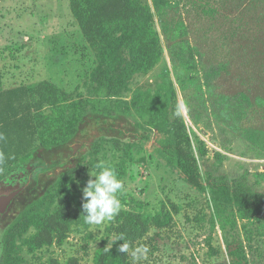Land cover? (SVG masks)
<instances>
[{"label":"rangeland","instance_id":"obj_1","mask_svg":"<svg viewBox=\"0 0 264 264\" xmlns=\"http://www.w3.org/2000/svg\"><path fill=\"white\" fill-rule=\"evenodd\" d=\"M144 1L155 12L164 53L124 93L132 101L141 90L142 107L115 118L90 112L69 143L38 145L0 177V197L16 193L0 213V264L11 225L33 205L54 211L66 196L82 203V189L100 162L125 182L118 194L121 209L157 214L163 202L180 206L171 225L150 230L147 258L134 264H264V216L242 220L232 205L217 207L210 188L191 186L154 143L166 133L150 125L149 109V97L157 96L168 75L204 178L246 180L264 193V0H160L159 8ZM96 64V50L73 17L70 0H0L4 88L50 80L75 97H90ZM74 167L71 190L53 197L59 175ZM110 224L89 225L79 217L62 244L35 252L26 245L36 232L30 226L17 238L20 264L51 258L64 264L72 257L95 264L96 251L113 238Z\"/></svg>","mask_w":264,"mask_h":264},{"label":"trees","instance_id":"obj_2","mask_svg":"<svg viewBox=\"0 0 264 264\" xmlns=\"http://www.w3.org/2000/svg\"><path fill=\"white\" fill-rule=\"evenodd\" d=\"M154 2L159 8L160 0ZM70 9L88 44L96 50L97 64L90 73L95 84L94 95L75 97L50 80L4 88L0 71V135L3 136L0 177L27 160L38 145L54 147L69 143L90 112L115 118L128 116L134 108L142 107L141 90L136 91L132 101L124 93L136 74L148 73L162 59V38L153 7L144 0H70ZM189 57L195 58L191 47ZM149 98H154L149 105L150 125L166 133L162 141L154 140V143L168 158V163L194 188L201 191L210 188L217 207L232 205L242 220L264 216V193L254 190L246 180L204 178L180 114L175 84L168 75L157 96ZM145 138L152 139L148 134ZM76 170L74 167L59 175L53 197L71 190ZM179 212L180 206L173 201L163 202L157 214L121 209L108 227V234L113 238L109 245L96 251L95 264H134L131 252L146 246L150 230L171 225L174 214ZM79 217H84L82 203L74 196H66L64 204L54 211L33 205L7 231L4 264L21 263L17 238L30 226L36 232L27 238L26 245L29 251L35 252L47 245L62 244ZM231 224L237 225L236 218ZM120 235L129 244L128 253L118 251L123 241L113 243ZM38 264L61 262L51 258ZM64 264H79V259L72 257Z\"/></svg>","mask_w":264,"mask_h":264},{"label":"clouds","instance_id":"obj_3","mask_svg":"<svg viewBox=\"0 0 264 264\" xmlns=\"http://www.w3.org/2000/svg\"><path fill=\"white\" fill-rule=\"evenodd\" d=\"M3 136L0 135V140ZM3 153H0V160ZM99 171L96 174L90 173V178L86 186L82 189V213L84 221L89 225H101L106 221H113L120 213L122 204L118 194H122L125 189V182L119 178V173L114 167L100 162L96 165ZM125 237L120 235L116 241H123L118 246L121 253L129 252V244L124 242ZM110 251V248L106 249ZM149 249L146 246L136 247L131 255L134 262L147 258Z\"/></svg>","mask_w":264,"mask_h":264},{"label":"water","instance_id":"obj_4","mask_svg":"<svg viewBox=\"0 0 264 264\" xmlns=\"http://www.w3.org/2000/svg\"><path fill=\"white\" fill-rule=\"evenodd\" d=\"M15 194L16 193L11 194L10 196L0 197V211H4L9 206Z\"/></svg>","mask_w":264,"mask_h":264},{"label":"flooded vegetation","instance_id":"obj_5","mask_svg":"<svg viewBox=\"0 0 264 264\" xmlns=\"http://www.w3.org/2000/svg\"><path fill=\"white\" fill-rule=\"evenodd\" d=\"M1 212H4V211H3V210H1V211H0V213H1Z\"/></svg>","mask_w":264,"mask_h":264}]
</instances>
